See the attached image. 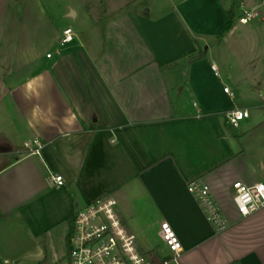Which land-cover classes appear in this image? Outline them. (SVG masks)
Returning <instances> with one entry per match:
<instances>
[{"label":"crops","instance_id":"crops-1","mask_svg":"<svg viewBox=\"0 0 264 264\" xmlns=\"http://www.w3.org/2000/svg\"><path fill=\"white\" fill-rule=\"evenodd\" d=\"M104 2L63 48L49 12L16 6V51L8 39L0 50V264L52 260L75 212L104 195L154 264H264V209L243 218L233 188L264 182V103L237 106L224 92L233 75H216L209 55L231 0ZM12 6L0 0V48ZM233 109L251 117L233 127ZM36 138L41 155L25 147ZM194 179L209 185L225 231L189 192ZM162 220L185 248L178 260Z\"/></svg>","mask_w":264,"mask_h":264},{"label":"built area","instance_id":"built-area-1","mask_svg":"<svg viewBox=\"0 0 264 264\" xmlns=\"http://www.w3.org/2000/svg\"><path fill=\"white\" fill-rule=\"evenodd\" d=\"M253 17L252 12L243 10L239 22L248 24ZM74 37L73 29L65 28L59 41L60 48L71 43ZM60 51L58 50V52ZM52 55V53H48L47 57L51 58ZM211 69L216 75H219L217 65L212 64ZM224 92L234 97V92L229 87H225ZM250 117L251 112L248 109H233L227 112V121L233 127H239L243 121ZM25 147L30 153L41 155L43 144L36 138L27 141ZM53 180L58 186L65 183L62 175H54ZM187 188L195 196L208 220L217 231H225L228 228V223L214 199L209 185L201 179H194L189 182ZM233 188L234 202L243 218L264 209V182L253 185L236 182ZM159 232L162 240L174 255V259L178 260L185 253V248L172 225L168 221L162 220ZM67 264L154 263L147 254L140 250L136 235L127 228L119 213L116 198L104 195L75 212L73 228L68 238ZM164 264H168V261H165Z\"/></svg>","mask_w":264,"mask_h":264},{"label":"rangeland","instance_id":"rangeland-1","mask_svg":"<svg viewBox=\"0 0 264 264\" xmlns=\"http://www.w3.org/2000/svg\"><path fill=\"white\" fill-rule=\"evenodd\" d=\"M13 6L9 11V16L4 22V26L7 28L3 38V45L0 50L4 51L6 48L4 42L8 39L10 46L11 41H15L18 36V25L20 23V16H16L18 5L22 4L23 9L26 11L28 8H32L33 5L44 8L52 15L55 28L58 32L63 31L65 27L73 29L76 34L78 27L83 25L85 12L88 7H92V11L97 10V4L103 10L105 2L107 0H10ZM112 4H120L123 2H130L131 0H111ZM141 6L146 3L154 6L161 5L170 7V0H160L156 4V0H140ZM243 10H247L254 14L252 20L248 24H241L237 19L233 25V30L227 32L221 40L218 37L212 40L210 39L209 50L212 63H215L219 68L221 77H225V74H232L233 77L229 85L232 87V83L237 84V88L234 91L233 102L240 107L247 106L254 103H264V0H243ZM114 5V4H113ZM229 3L227 4V6ZM147 8V7H146ZM1 11V7H0ZM77 13V17H69ZM95 14V12H94ZM1 17V15H0ZM1 21H0V34H1ZM4 33V31H3ZM214 41V42H213ZM11 47V46H10ZM9 47V48H10ZM207 45L204 46L206 50ZM10 51L14 54L16 47L10 48ZM44 52L54 53L55 48H47ZM8 76L2 69L0 72V79H5ZM226 78V77H225ZM7 81H10L9 79ZM57 253V254H56ZM53 259L49 261V264H67L68 263V247L65 240L62 245L55 252ZM10 264H37L35 262H22V263H10Z\"/></svg>","mask_w":264,"mask_h":264},{"label":"trees","instance_id":"trees-1","mask_svg":"<svg viewBox=\"0 0 264 264\" xmlns=\"http://www.w3.org/2000/svg\"><path fill=\"white\" fill-rule=\"evenodd\" d=\"M243 0H231L230 7L227 11V22L226 24L219 30L217 37L219 40L224 38L225 34L229 31L232 30L233 25L237 19H239L243 15ZM205 56L204 52H200L197 56H194L191 58L192 61L201 59ZM75 215L70 221V227H69V232H68V238L71 234L72 228H73V223H74ZM38 264H49V260L47 257Z\"/></svg>","mask_w":264,"mask_h":264}]
</instances>
